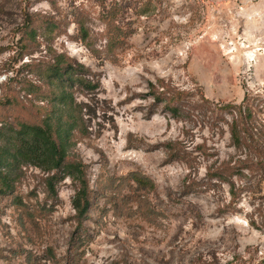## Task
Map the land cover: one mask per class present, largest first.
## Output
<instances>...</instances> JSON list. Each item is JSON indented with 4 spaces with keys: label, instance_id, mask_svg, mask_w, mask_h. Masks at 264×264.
I'll return each instance as SVG.
<instances>
[{
    "label": "rangeland",
    "instance_id": "374dc122",
    "mask_svg": "<svg viewBox=\"0 0 264 264\" xmlns=\"http://www.w3.org/2000/svg\"><path fill=\"white\" fill-rule=\"evenodd\" d=\"M116 1L128 33L110 49L100 0H0V101L15 92L26 104H46L21 80L42 82L40 69L57 53L100 82L88 95L74 93L88 103V131L68 150L85 164L94 193L87 217L74 218L70 177L50 196L47 173L33 163L13 167L12 192L0 193V264H240L234 256L264 264V172L232 176L242 189L229 206V184L208 176L248 150L243 132L239 148L230 139L226 103L251 111L243 124L264 152V85L254 68L264 59V0H160L151 15L136 11L142 0ZM32 13L40 16L36 41L20 57L19 28ZM49 19L58 25L52 32ZM157 79L188 93L179 118L153 104L148 84ZM13 114L4 120L0 109V130L15 124ZM131 172L153 189L128 180Z\"/></svg>",
    "mask_w": 264,
    "mask_h": 264
},
{
    "label": "trees",
    "instance_id": "16d2710c",
    "mask_svg": "<svg viewBox=\"0 0 264 264\" xmlns=\"http://www.w3.org/2000/svg\"><path fill=\"white\" fill-rule=\"evenodd\" d=\"M159 1L142 0L136 11L139 15H151L155 13L156 3ZM100 4L102 8L100 19L105 25L107 47L114 49L123 43L119 37L128 33L117 23L123 8L116 0H111L108 6L105 0H100ZM37 17L40 16L33 13L26 14V19L19 28L21 31L20 57L23 53L30 51L28 43L36 41L37 29L33 22ZM45 24V29L48 32H52L58 27L51 19L47 20ZM79 31L80 38L86 40L88 31L82 24L79 25ZM40 73L42 82L35 83L28 78H23L21 84L29 94L45 100L46 104L35 105L31 102L26 104L15 92H6L4 99L0 101V109L3 111L1 117L6 120L10 109H13L15 121L14 125L5 124L6 128L0 130V167L3 166L7 170L3 171L0 168V193L12 192L13 179L8 177L7 172L23 163H33L47 173L44 182L50 196L56 195L57 183L65 177H70L78 185L71 200V206L74 210V218L78 224H81L87 217L90 200L94 197V193L86 178L85 164L71 158L68 153L69 148L74 144L75 136L77 134L85 136L88 131L83 116L85 114L83 110L89 108L88 103L78 102L74 93L80 91V93L88 95V93L97 90L100 82L94 79L87 66L63 53H57L50 61L44 62ZM148 95L152 98L154 105H161L172 117L179 118L183 112L182 102L188 93L172 87L162 79H157L156 83L148 84ZM247 98L248 94L246 93L243 101ZM201 101L208 102L203 96ZM220 109L231 114L234 113L228 124V132L235 148H239L243 144L241 137L243 132L248 149L244 157L239 155L233 162L231 160L222 162L216 168L208 171L209 177H218L229 184L228 192L231 198L226 205L229 206L242 189L241 186H235L231 177L245 175V170L264 172V152L255 145L249 125L243 124L244 121L251 120V111L247 109L245 112L241 103H226L220 106ZM167 147L170 155H173L176 151L174 145L170 143ZM252 157L257 160L253 161ZM125 179L121 178V182ZM127 179L133 181L140 188L151 189L153 187L152 181L139 172H131ZM146 211H148L147 214L152 213L148 209ZM233 259H239L240 264H244L240 257L234 256ZM229 264L233 263L229 262Z\"/></svg>",
    "mask_w": 264,
    "mask_h": 264
},
{
    "label": "crops",
    "instance_id": "0c3cea01",
    "mask_svg": "<svg viewBox=\"0 0 264 264\" xmlns=\"http://www.w3.org/2000/svg\"><path fill=\"white\" fill-rule=\"evenodd\" d=\"M254 68H255L256 78H258V80H260L259 83L264 85V81H261V80H263V76H264V59L258 58L257 63L254 66Z\"/></svg>",
    "mask_w": 264,
    "mask_h": 264
},
{
    "label": "bare ground",
    "instance_id": "6f19581e",
    "mask_svg": "<svg viewBox=\"0 0 264 264\" xmlns=\"http://www.w3.org/2000/svg\"><path fill=\"white\" fill-rule=\"evenodd\" d=\"M257 50H259V49H257ZM251 57H254V53H253V51L249 50V51H247V58L250 59Z\"/></svg>",
    "mask_w": 264,
    "mask_h": 264
}]
</instances>
